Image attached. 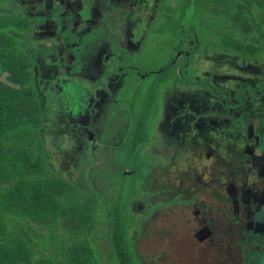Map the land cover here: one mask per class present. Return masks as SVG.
<instances>
[{"label":"flooded vegetation","instance_id":"flooded-vegetation-1","mask_svg":"<svg viewBox=\"0 0 264 264\" xmlns=\"http://www.w3.org/2000/svg\"><path fill=\"white\" fill-rule=\"evenodd\" d=\"M168 1L0 0V18L16 23L2 80L36 83L49 114L39 133L68 142L52 167L74 168L111 199L99 212L101 264L115 258L108 234L129 264H264V63L196 51L217 3L173 0L169 12ZM234 66L255 77L226 75ZM70 83L75 110L63 103Z\"/></svg>","mask_w":264,"mask_h":264},{"label":"trees","instance_id":"trees-1","mask_svg":"<svg viewBox=\"0 0 264 264\" xmlns=\"http://www.w3.org/2000/svg\"><path fill=\"white\" fill-rule=\"evenodd\" d=\"M211 1L217 3L210 11L216 21L209 28L210 21L200 20L195 50L209 47L232 54L234 63L260 67L264 63V0H247V6L244 0ZM221 21L232 24L237 35H224ZM3 24L0 20V264H101L96 242L99 212L107 214L114 205L84 175L78 182L76 170L52 167L51 147L61 146L41 139L38 130L49 114L37 99L36 83L2 80L6 70L2 60L14 53L4 49L12 32L5 31ZM205 35L218 38L209 43ZM33 75L30 71V80ZM120 196L128 195L122 189ZM120 241L115 236V258L119 259L112 258L110 264H129L119 252Z\"/></svg>","mask_w":264,"mask_h":264},{"label":"rangeland","instance_id":"rangeland-1","mask_svg":"<svg viewBox=\"0 0 264 264\" xmlns=\"http://www.w3.org/2000/svg\"><path fill=\"white\" fill-rule=\"evenodd\" d=\"M173 0H169L168 3H167V6H166V9H168L169 12H174V11H171V9H175V5H173ZM207 12V11H206ZM206 12H202L200 15L202 14H207ZM8 13V12H7ZM8 14H11V13H8ZM1 18H2V21L4 22L3 24V28H6L5 31H8L12 26L16 25L15 23V19H11L10 17H8L7 15L5 14H1ZM191 19V17H189ZM188 18V19H189ZM168 26V24H167ZM194 29V28H193ZM224 35H227L225 33H223ZM170 37V36H169ZM207 41H213L215 39H217L218 37H215L213 35H205L203 36ZM221 37V36H220ZM165 41V40H164ZM10 45L8 48H4L6 49L7 51H13L12 48V42H10ZM2 48V47H1ZM147 54V52L145 53ZM146 57L144 56L142 59H145ZM201 59V58H200ZM136 62V61H134ZM202 64L201 68H200V76L203 78V79H206L208 81V75L205 71H208V63L207 62H204L203 58H202V61L200 62ZM148 66L146 65L145 62L142 63L141 65V69L142 70H147ZM209 71H212L211 68H209ZM216 73H220L222 74V72H220L219 70L216 71ZM161 75V74H159ZM226 75H232V76H235V77H242V78H254L255 77V74L253 73V71H248V72H245V70H242L240 69L239 67L237 66H234L232 70L228 71L226 73ZM156 80H161L159 77H155ZM169 80L172 79V78H168ZM211 80V78L209 79ZM67 90L65 91V94H64V99H63V103H66L68 105H71V107L73 108V110H75L76 108H79L80 105H81V100H79V93H78V89H77V85L76 84H73V83H70V85L67 86ZM78 100V101H77ZM77 101V102H76ZM56 104V102H50V107L53 108L54 105ZM40 133L41 134H44V136H41V139L44 140L46 143H48V145H51L55 143V145L57 146H61L60 149L54 151L53 148L51 147V157L54 159L52 161L53 165L56 166L60 159H61V154L66 151L65 149H62L64 148V146L68 143L67 141H65L63 138H57V136H48V132H45V130H41L40 129ZM57 138V139H56ZM56 139V140H54ZM66 153V152H65ZM64 153V154H65ZM68 153V157L70 158L71 160V163L74 162V154H70L69 151H67ZM77 159V158H76ZM60 169H63V168H60ZM67 170H72L73 172H75V169L72 168V169H67ZM94 170H97L96 168H94ZM110 188V186H109ZM109 194V191L108 189L106 190ZM123 193H125L126 195H128V190H123ZM111 201V199H109ZM108 203V200L106 201ZM121 229H124V227H122ZM100 234V233H99ZM108 236L112 239V247L114 245V242H115V235L113 234H108ZM124 240L126 239L125 237L123 238ZM120 253H123V250L119 251ZM259 258L260 259H264V254H261L259 253L258 254ZM255 255H252V260L254 261L255 259ZM98 259L100 261L103 260V252L101 250H98ZM116 259H119V257H116V258H113V261H116Z\"/></svg>","mask_w":264,"mask_h":264}]
</instances>
